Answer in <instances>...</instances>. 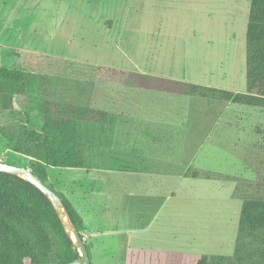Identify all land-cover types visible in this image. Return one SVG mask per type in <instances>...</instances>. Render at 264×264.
<instances>
[{
  "label": "rangeland",
  "instance_id": "obj_1",
  "mask_svg": "<svg viewBox=\"0 0 264 264\" xmlns=\"http://www.w3.org/2000/svg\"><path fill=\"white\" fill-rule=\"evenodd\" d=\"M247 13V0H0V67L33 75L0 127L39 131L47 100L106 113L78 123L86 168L47 167L91 264L138 248L232 255L242 199L264 197V108L163 84L245 91ZM0 161L34 160L0 135Z\"/></svg>",
  "mask_w": 264,
  "mask_h": 264
},
{
  "label": "trees",
  "instance_id": "obj_2",
  "mask_svg": "<svg viewBox=\"0 0 264 264\" xmlns=\"http://www.w3.org/2000/svg\"><path fill=\"white\" fill-rule=\"evenodd\" d=\"M245 27V91H231L192 82L172 81L163 87L177 93L214 98L234 104L264 108V0H247ZM25 73L0 67V106L20 104L29 85ZM25 115L28 114L23 109ZM106 113L86 106L45 101L39 131L0 127L7 147L31 157L26 166L51 189L47 167H86L78 123L104 118ZM197 177V172H192ZM54 190V189H53ZM55 191V190H54ZM56 192V191H55ZM69 217L80 233L84 222L71 202L60 192ZM82 237V235H81ZM85 243V242H84ZM85 246L88 250L87 244ZM78 258L48 199L27 180L0 172V264H64ZM125 264H264V197H244L240 204L231 256L203 253H164L128 249Z\"/></svg>",
  "mask_w": 264,
  "mask_h": 264
},
{
  "label": "water",
  "instance_id": "obj_3",
  "mask_svg": "<svg viewBox=\"0 0 264 264\" xmlns=\"http://www.w3.org/2000/svg\"><path fill=\"white\" fill-rule=\"evenodd\" d=\"M0 172L16 175L27 180L34 187H36L51 203L60 220L64 232L71 240L73 247L78 251V258L64 264H91L89 253L85 246V243L80 233L73 225L69 214L58 194L53 189H51L47 183L43 182L27 167L15 166L13 164L0 161Z\"/></svg>",
  "mask_w": 264,
  "mask_h": 264
},
{
  "label": "crops",
  "instance_id": "obj_4",
  "mask_svg": "<svg viewBox=\"0 0 264 264\" xmlns=\"http://www.w3.org/2000/svg\"><path fill=\"white\" fill-rule=\"evenodd\" d=\"M84 168H86V167H84ZM81 169H83V168H81ZM72 205H73V203H72ZM74 206V205H73ZM74 208L76 209V211L80 214V216L82 217V214H81V212L79 211V209L78 208H76L75 206H74ZM98 210H99V213H97V215H100L101 214V207H99L98 208ZM102 214H103V212H102ZM82 219H83V217H82ZM84 221V220H83Z\"/></svg>",
  "mask_w": 264,
  "mask_h": 264
}]
</instances>
